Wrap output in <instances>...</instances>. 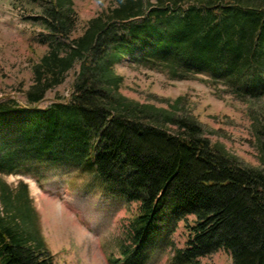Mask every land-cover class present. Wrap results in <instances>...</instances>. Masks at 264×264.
I'll use <instances>...</instances> for the list:
<instances>
[{"label":"trees","instance_id":"trees-1","mask_svg":"<svg viewBox=\"0 0 264 264\" xmlns=\"http://www.w3.org/2000/svg\"><path fill=\"white\" fill-rule=\"evenodd\" d=\"M21 1L46 52L26 102L0 98V264H57L26 183L15 191L4 176L66 166L137 203L120 264H149L190 216L172 264H201L221 248L232 264H264V130L262 166L245 165L212 143L185 96L142 103L121 92L118 72L131 60L174 79L208 74L244 102L260 100L264 0H101L77 36L74 0ZM77 65L70 96L40 106Z\"/></svg>","mask_w":264,"mask_h":264},{"label":"rangeland","instance_id":"rangeland-1","mask_svg":"<svg viewBox=\"0 0 264 264\" xmlns=\"http://www.w3.org/2000/svg\"><path fill=\"white\" fill-rule=\"evenodd\" d=\"M100 2L74 0L80 17L74 36L81 34L87 21L101 9ZM32 13L25 1L0 0V98L12 97L25 103L23 90L33 81L32 65L46 52L45 45L32 41L41 28L26 20ZM78 71L79 65L61 85L48 91L40 106L61 96L69 97ZM118 72L124 76L121 92L142 103L168 107L165 100L185 96L187 108L201 120L214 145L245 165L262 166L259 137L264 130V98L244 102L231 94L224 82L208 74L174 79L166 71L151 70L131 60L118 64ZM4 178L15 191L26 183L57 264H120L121 247L130 243L129 225L137 212L136 202L116 198L91 172L74 167L44 168L40 173ZM194 220L190 216L180 222L171 235L173 244L157 252L149 264H172L176 249L184 247L190 237L187 223ZM232 263L233 256L225 248L201 257V264Z\"/></svg>","mask_w":264,"mask_h":264}]
</instances>
